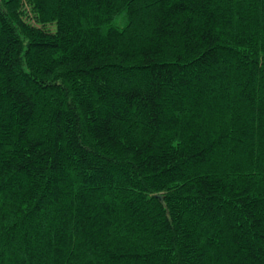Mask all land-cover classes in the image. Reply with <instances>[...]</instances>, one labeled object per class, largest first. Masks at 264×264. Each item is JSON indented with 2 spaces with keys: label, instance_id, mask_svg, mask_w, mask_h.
I'll use <instances>...</instances> for the list:
<instances>
[{
  "label": "trees",
  "instance_id": "obj_1",
  "mask_svg": "<svg viewBox=\"0 0 264 264\" xmlns=\"http://www.w3.org/2000/svg\"><path fill=\"white\" fill-rule=\"evenodd\" d=\"M0 264H264V0H0Z\"/></svg>",
  "mask_w": 264,
  "mask_h": 264
}]
</instances>
